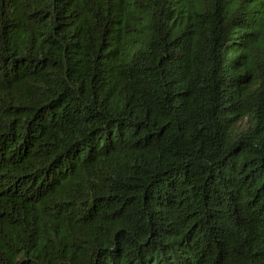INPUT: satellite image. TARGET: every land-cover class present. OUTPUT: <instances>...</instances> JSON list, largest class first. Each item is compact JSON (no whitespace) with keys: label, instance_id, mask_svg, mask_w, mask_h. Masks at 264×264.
<instances>
[{"label":"trees","instance_id":"1","mask_svg":"<svg viewBox=\"0 0 264 264\" xmlns=\"http://www.w3.org/2000/svg\"><path fill=\"white\" fill-rule=\"evenodd\" d=\"M0 264H264V0H0Z\"/></svg>","mask_w":264,"mask_h":264}]
</instances>
